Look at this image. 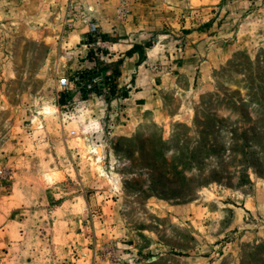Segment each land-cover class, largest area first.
<instances>
[{"label": "rangeland", "instance_id": "374dc122", "mask_svg": "<svg viewBox=\"0 0 264 264\" xmlns=\"http://www.w3.org/2000/svg\"><path fill=\"white\" fill-rule=\"evenodd\" d=\"M37 6L0 15V264H264V0ZM93 23L154 48L159 108L128 136L104 101L131 81L67 65Z\"/></svg>", "mask_w": 264, "mask_h": 264}, {"label": "crops", "instance_id": "0c3cea01", "mask_svg": "<svg viewBox=\"0 0 264 264\" xmlns=\"http://www.w3.org/2000/svg\"><path fill=\"white\" fill-rule=\"evenodd\" d=\"M39 2L42 4L37 6ZM44 2L45 0H0V15L13 17L12 9L17 8L19 9L17 15H20V20L15 23H24L29 17H39V10L30 16V9L31 7L35 8V6L41 7ZM9 8H11V14L6 12ZM70 39L74 47L68 52L69 61L67 65L73 68L77 75H105L109 77L110 81L113 79L118 88H123L131 81L132 89L129 90V97L125 99L106 98L104 101L107 107L114 109H116L117 104H124L120 106L123 110L120 112L112 113V110L109 111L108 109V116L111 118L110 129L114 132L113 135H131L134 124H138L143 115L152 113L159 108L158 97L161 93L156 89L158 87L157 75L153 67L156 61L149 57L154 48H147L145 47L146 43L139 42L133 44L112 43L102 40L95 43L88 42V32L84 28L70 33ZM134 47H136L135 51L129 52ZM80 92L79 89H72L68 93H72L69 96L76 99Z\"/></svg>", "mask_w": 264, "mask_h": 264}, {"label": "built area", "instance_id": "2783aa9c", "mask_svg": "<svg viewBox=\"0 0 264 264\" xmlns=\"http://www.w3.org/2000/svg\"><path fill=\"white\" fill-rule=\"evenodd\" d=\"M103 35H102V32L100 31L99 27L96 25V24H91L90 26V31H89V40L90 42H96L98 40H101ZM60 84L61 86H63L65 89H67L70 85V81L65 78V77H62L60 79ZM108 89V88H107ZM109 90V89H108Z\"/></svg>", "mask_w": 264, "mask_h": 264}, {"label": "trees", "instance_id": "16d2710c", "mask_svg": "<svg viewBox=\"0 0 264 264\" xmlns=\"http://www.w3.org/2000/svg\"><path fill=\"white\" fill-rule=\"evenodd\" d=\"M103 40H106V37L105 36H102L101 37ZM145 47H147V48H150L151 47V44L150 43H147V44H145ZM135 48L136 47H134L131 51H129V52H134L135 51ZM94 75V74H93ZM84 76V75H83ZM83 76H79V81L80 82H83ZM96 80H98V82L99 81H102L103 80V78L102 77H96ZM112 88H113V90L114 89H116V82H113V85H112Z\"/></svg>", "mask_w": 264, "mask_h": 264}]
</instances>
